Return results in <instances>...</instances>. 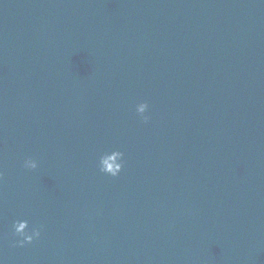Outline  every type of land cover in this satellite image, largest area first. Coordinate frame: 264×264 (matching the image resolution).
Masks as SVG:
<instances>
[{
	"label": "water",
	"instance_id": "95a60500",
	"mask_svg": "<svg viewBox=\"0 0 264 264\" xmlns=\"http://www.w3.org/2000/svg\"><path fill=\"white\" fill-rule=\"evenodd\" d=\"M0 264H264V0H0Z\"/></svg>",
	"mask_w": 264,
	"mask_h": 264
},
{
	"label": "clouds",
	"instance_id": "9594fccd",
	"mask_svg": "<svg viewBox=\"0 0 264 264\" xmlns=\"http://www.w3.org/2000/svg\"><path fill=\"white\" fill-rule=\"evenodd\" d=\"M148 107L149 106L146 102H139L134 106V111L136 115L140 117L142 122H147L148 120V116L146 115ZM118 154L123 155V153ZM22 166L25 169L34 170L37 168V161L29 157L23 161ZM97 168L101 173L113 177L117 176L122 169L118 170L115 166H113L111 170H108L103 164L97 165ZM22 220L24 219L13 221L12 223L13 235L20 238L15 241L14 246H23L24 244L31 243L34 239H38L41 235L42 226H33L29 231V227H25V224H29L28 221L24 220V223H21Z\"/></svg>",
	"mask_w": 264,
	"mask_h": 264
}]
</instances>
